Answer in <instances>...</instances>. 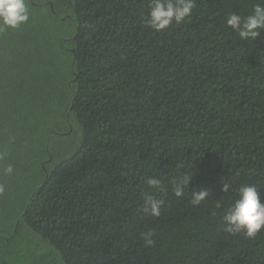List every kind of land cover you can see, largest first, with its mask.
<instances>
[{
  "label": "trees",
  "instance_id": "obj_1",
  "mask_svg": "<svg viewBox=\"0 0 264 264\" xmlns=\"http://www.w3.org/2000/svg\"><path fill=\"white\" fill-rule=\"evenodd\" d=\"M259 2L196 0L155 32L150 0H26L0 27V264H264V228L223 221L240 185L264 200V30L226 25Z\"/></svg>",
  "mask_w": 264,
  "mask_h": 264
},
{
  "label": "clouds",
  "instance_id": "obj_2",
  "mask_svg": "<svg viewBox=\"0 0 264 264\" xmlns=\"http://www.w3.org/2000/svg\"><path fill=\"white\" fill-rule=\"evenodd\" d=\"M148 7L146 25L155 32H162L173 23L179 25L190 17L196 7V0H150ZM28 20L29 9L26 0H0V27L15 29ZM226 25L236 32L241 40L255 41L260 35V30H264V0L255 4L251 14L247 16L230 13L226 18ZM0 172L10 175L13 173V167L0 165ZM145 183L159 190L162 179L150 176ZM188 187L189 178L186 177L182 183L178 182L173 185V195L177 198L184 196ZM257 189L255 185L242 184L235 190L234 199L223 215L226 232L231 234L243 232L246 237L253 238L264 228V200ZM228 190L229 184H224L222 191L227 192ZM191 196V204L199 206L208 198L209 193L207 190H193ZM163 204L162 199L146 195L142 212L158 217ZM153 235L152 231L142 234L145 246L154 245Z\"/></svg>",
  "mask_w": 264,
  "mask_h": 264
}]
</instances>
